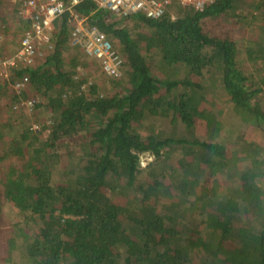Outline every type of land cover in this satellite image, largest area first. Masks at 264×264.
<instances>
[{"label": "trees", "instance_id": "16d2710c", "mask_svg": "<svg viewBox=\"0 0 264 264\" xmlns=\"http://www.w3.org/2000/svg\"><path fill=\"white\" fill-rule=\"evenodd\" d=\"M7 1L0 36L15 51L27 22ZM71 11L34 65L0 80L7 264H264V0L173 4L158 19L89 0ZM73 15L105 34L119 77L72 43Z\"/></svg>", "mask_w": 264, "mask_h": 264}, {"label": "built area", "instance_id": "2783aa9c", "mask_svg": "<svg viewBox=\"0 0 264 264\" xmlns=\"http://www.w3.org/2000/svg\"><path fill=\"white\" fill-rule=\"evenodd\" d=\"M20 5L19 14L27 22L20 39V44L12 56L0 57V70L7 72L9 68L34 65L40 59L46 46L50 44L53 24L56 19L70 12L71 8L82 0H70L65 5L61 0H16ZM97 9H107L121 18H131L142 15L150 19H158L165 14L173 4L195 10H203L216 0H89ZM173 19L174 16L171 15ZM74 27L72 43L80 47L84 53L97 62L102 71L111 77H119L124 66L123 59L113 50L106 36L96 27H88L84 19L73 15ZM29 78L23 75L15 79L12 88L16 93L28 87ZM21 106L31 108L33 100H25ZM18 106H14L17 108ZM34 130L39 127L33 125Z\"/></svg>", "mask_w": 264, "mask_h": 264}, {"label": "rangeland", "instance_id": "374dc122", "mask_svg": "<svg viewBox=\"0 0 264 264\" xmlns=\"http://www.w3.org/2000/svg\"><path fill=\"white\" fill-rule=\"evenodd\" d=\"M12 1L13 0H10L9 2L7 1L4 5V9L2 11L3 14H6L7 17L11 16L12 12H13L12 11V8H13ZM232 28L233 27L228 26V25L227 26L215 25V27L211 26L212 31L217 32L218 34H222V32L224 33L226 31L233 32ZM1 29H2V27L0 26V32H1ZM249 37H251V34L247 33L246 39H248ZM0 45H2V51H3L2 53H0V57L5 59L7 57L12 56V54L14 53V48H15V46L13 44L10 45L9 43H7V40H5L2 36H0ZM243 64L246 67H248V65L245 61H243ZM80 72L85 73L84 70L80 71ZM86 72H88V71L86 70ZM95 76H97V74ZM6 77H7V72H2L0 70V80L4 79ZM96 78L97 77H95L94 79H96ZM90 80L91 79H89V81ZM262 100H263V105H264V96H263ZM15 106H17V105H15ZM24 108L27 112V115L25 114V119L30 120V122H28V123L40 127L41 123L38 124L35 122V120L38 118V116H41L40 113L38 112L37 114H33L32 112H30L28 110L29 108H26V107H24ZM22 109H23V107H22ZM13 110L17 111V108H14V106H13L12 111ZM45 124L47 125L48 123L46 122ZM73 150H75V149L65 147L64 149H62L60 151L61 161H59L60 164H58L56 169L54 170V178L55 179H57V178L59 179L61 177V174H62L63 168H64V164H66L67 156L69 157V153L74 152ZM145 158L146 159H144V162L142 165H144L145 162L149 159L147 156ZM3 179H4L3 164L0 163V264H7L6 244H7V240H8V237L10 235V232L12 230L13 224L17 220V211L12 206H10L4 199V196L2 193ZM20 255H21V253L19 251L16 252L15 255L12 257L13 260H18Z\"/></svg>", "mask_w": 264, "mask_h": 264}, {"label": "crops", "instance_id": "0c3cea01", "mask_svg": "<svg viewBox=\"0 0 264 264\" xmlns=\"http://www.w3.org/2000/svg\"><path fill=\"white\" fill-rule=\"evenodd\" d=\"M16 50H17V49H16ZM16 50H15V51H16ZM15 51H14V52H15Z\"/></svg>", "mask_w": 264, "mask_h": 264}]
</instances>
